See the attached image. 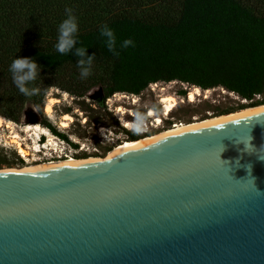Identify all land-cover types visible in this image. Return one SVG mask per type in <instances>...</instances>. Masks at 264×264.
Wrapping results in <instances>:
<instances>
[{
  "label": "water",
  "instance_id": "95a60500",
  "mask_svg": "<svg viewBox=\"0 0 264 264\" xmlns=\"http://www.w3.org/2000/svg\"><path fill=\"white\" fill-rule=\"evenodd\" d=\"M0 264H264V106L0 170Z\"/></svg>",
  "mask_w": 264,
  "mask_h": 264
},
{
  "label": "trees",
  "instance_id": "16d2710c",
  "mask_svg": "<svg viewBox=\"0 0 264 264\" xmlns=\"http://www.w3.org/2000/svg\"><path fill=\"white\" fill-rule=\"evenodd\" d=\"M108 1L117 7L103 19L94 7ZM125 6L141 9L147 4L139 0H0V117L20 122L23 113L78 148L45 116L44 105L49 87L58 85L57 72L80 66L82 59L83 66L91 67L89 79L102 87L103 100L97 102L102 108L115 93L140 95L151 84L173 81L201 90L221 87L241 99L264 96V4L181 0L176 14H161L151 5L155 16L121 9ZM66 8L77 18L78 31L72 49L61 54L55 44L59 25L67 18ZM104 25L114 32L118 55L108 50L100 35ZM126 39L134 46L120 47ZM80 48L85 49L83 57L77 55ZM16 57L36 62V79L26 87L40 89L38 94L26 97L13 83L9 69ZM88 57H93L91 65ZM263 104L264 99L238 108ZM155 109L160 112V107ZM127 138L132 141L139 136L127 132Z\"/></svg>",
  "mask_w": 264,
  "mask_h": 264
},
{
  "label": "rangeland",
  "instance_id": "374dc122",
  "mask_svg": "<svg viewBox=\"0 0 264 264\" xmlns=\"http://www.w3.org/2000/svg\"><path fill=\"white\" fill-rule=\"evenodd\" d=\"M139 1L146 2L147 6L141 9H137L136 6L129 9L125 6V8L123 7L121 9L133 10L139 15L152 14L155 16L150 10L151 5H155V9L161 14H176L181 2V0ZM250 1L259 7H263L264 2L262 3L260 0ZM151 2L152 4H150ZM116 7L113 1H108L107 3L97 2L96 7H94V12L100 13L103 19H106L109 16L106 13ZM85 68L88 67L80 65L60 69L57 72L58 85L55 86L57 91H52L51 96H46L44 105L45 116L58 130L65 133L78 145V148L74 152L69 153L68 151H64V153H60L61 158H65L67 155L76 158H85L88 156L104 158L117 144L128 140L127 132L138 135V140H140L143 136H152L170 128L175 122L190 123L195 120L218 117L221 114H230L242 110L238 107L245 104L239 96L221 87L201 90V94L196 96L195 100L191 102L189 100V93L194 86L173 81L169 83L160 82L151 84L140 95L121 92L115 93L116 96L113 94L109 100H106V108H102L98 106L97 101L92 99V96L102 90V87L93 84L88 76L86 78L80 77V72ZM81 93L85 94L80 96ZM65 94L67 95L65 96ZM166 96L173 97L177 102V107L169 116L163 117L164 107L160 101ZM50 99L57 101L52 105V113L48 115L45 108ZM156 107H160V112L156 113L154 111ZM245 107L248 108L247 106ZM27 108H25V111L29 110ZM120 108L125 111L124 118L132 124L131 127H125L123 125L124 123L120 121L118 114ZM33 109L34 107L32 106L31 111L35 112ZM150 110H153L154 115L162 118L163 122L159 128H155L154 118L148 116ZM66 115H69L72 121L67 120L66 122L69 126L62 128L61 123ZM1 117L5 122L0 128V169L7 167L19 168L28 163L18 153L16 144L12 140H16L21 144V147L28 152V158L30 160L33 157H39L42 162H46L49 159H59L57 158V154L52 153L53 158L48 154L52 152L49 151L51 146L47 150L42 148L40 150L42 143L49 142V138L44 136L48 135L49 132L43 125L35 122V118L26 117L23 113L20 117V122L11 121L4 115H1ZM6 123H10L12 129L8 128ZM133 124L141 127L138 132L133 130L135 129ZM26 127L30 132H25ZM13 132L19 136L18 140L13 138L15 135ZM40 136L42 137L41 145L38 146L37 139Z\"/></svg>",
  "mask_w": 264,
  "mask_h": 264
},
{
  "label": "clouds",
  "instance_id": "9594fccd",
  "mask_svg": "<svg viewBox=\"0 0 264 264\" xmlns=\"http://www.w3.org/2000/svg\"><path fill=\"white\" fill-rule=\"evenodd\" d=\"M65 12L67 18L64 19L58 28L57 43L55 44V49L64 54L72 49L73 45L76 43L75 34L78 31L77 18L72 14L71 8H66ZM100 35L105 38L104 43L106 44L108 50L113 52L114 55H118L116 52V38L112 29L107 25L101 27ZM129 46H134V42L131 39L124 40L120 47L127 48ZM77 55L83 57L85 55V49H77ZM93 57H88L87 63L92 64ZM79 64H84L85 61L82 59L78 62ZM12 73L13 83L18 88L19 92L24 94L26 97H30L39 93L40 89L33 87L29 89L26 87L28 82L35 81L37 76V64L30 58H15L10 64V69ZM91 71V67L85 68L80 72L81 78H86ZM52 91H57L55 86L49 87L46 92L47 96H51ZM67 94H65L66 96ZM36 111V109H33Z\"/></svg>",
  "mask_w": 264,
  "mask_h": 264
},
{
  "label": "bare ground",
  "instance_id": "6f19581e",
  "mask_svg": "<svg viewBox=\"0 0 264 264\" xmlns=\"http://www.w3.org/2000/svg\"><path fill=\"white\" fill-rule=\"evenodd\" d=\"M154 84H157V83H154ZM201 94V89L198 88V87H193L192 91L189 93V100L192 102L195 100L196 96L200 95ZM55 101L57 100H54V99H50L49 102L47 103L46 105V108H45V111L46 113L49 115L50 113H52L53 109H52V105L55 103ZM161 104L163 105L164 107V112H163V117H167L170 115L171 112H173L175 110V108L177 107V102L176 100L171 97V96H166V97H163L161 99ZM260 106H264V105H260ZM260 106H254V107H248V108H245V109H242V110H239L237 112H241V111H245V110H249V109H253V108H256V107H260ZM118 110V109H117ZM118 114H119V117H120V121L122 123H124L123 125L125 127H131L132 124L130 122H128L124 117L125 115V111L123 109H119L118 110ZM237 112H233V113H230V114H234V113H237ZM230 114H224V115H221V116H218V117H222V116H226V115H230ZM149 117H153L154 118V124H155V128H159V126H161L163 120L161 117L159 116H156L154 115V112L153 110H150L149 111V114H148ZM218 117H211V118H208V119H205V120H195L194 122H186V123H183V122H180V123H176L173 124L170 128L168 129H165L164 131L162 132H159L157 134H154L152 136H155V135H159V134H162V133H166V132H169V131H173V130H176V129H180V128H183V127H187V126H190V125H194V124H197V123H201V122H204V121H208V120H211V119H215V118H218ZM67 118V119H66ZM63 122L61 123V127L62 128H67L69 126V124L66 122L67 120H70L72 121V118L69 116V115H66L64 116L63 118ZM4 120L2 117H0V128L3 126L4 124ZM11 123V122H10ZM10 123H6V126L8 128H11L10 127ZM12 124V123H11ZM134 125V124H133ZM135 126V130L138 131L141 127H139L138 125H134ZM39 128V127H37ZM133 128V127H132ZM12 129V128H11ZM13 131V130H12ZM30 132V130L26 127L25 128V132ZM14 133V132H13ZM15 134V133H14ZM28 136V135H27ZM45 136V135H44ZM48 138H49V142L47 144V149L49 146L53 147V148H50L49 150H54L56 149V151H59L58 148V144L55 143V141L53 140V138L51 137L50 134L47 135ZM150 135H148V137H152ZM147 136L145 138H148ZM14 139H19V136L17 134H15L13 136ZM145 138H142V139H145ZM141 140V139H140ZM138 141V140H136ZM13 143L16 144V147H17V150H18V153L26 159V161L28 162L26 165H23L22 167H19V168H13V167H7V168H2L0 170H5V169H23V168H28V167H32V166H35V165H45V164H49V163H53V162H58V161H63V160H67V159H73V160H84V159H89V158H93V159H97V160H105L116 148H118L120 145L122 144H125V143H130V142H134L133 140H125V141H122L121 143L117 144L112 150H110L107 155L104 157V158H100V157H97V156H88V157H85V158H76L74 156H71V155H67L65 158H60L58 160H53V159H49L48 161L46 162H42L41 159L39 157H33L32 160H30L28 158V152L23 148L21 147V144L16 141V140H12ZM41 162V163H40Z\"/></svg>",
  "mask_w": 264,
  "mask_h": 264
},
{
  "label": "built area",
  "instance_id": "2783aa9c",
  "mask_svg": "<svg viewBox=\"0 0 264 264\" xmlns=\"http://www.w3.org/2000/svg\"><path fill=\"white\" fill-rule=\"evenodd\" d=\"M114 95L116 96V94H114ZM109 99H110V97L108 98V100ZM263 99H264V96L261 95V94H258V95H255L253 99H250V100H248V99H242V101L245 102L244 105H250L252 103L260 102ZM133 130L136 131L135 129H133ZM48 132H49V134H52L49 130H48ZM136 132H138V131H136ZM41 136H43V135H41ZM41 136L37 139L38 140V146L41 145L40 144L41 143V138H42ZM51 136H53L52 137V138H54L53 140L59 146V148H58L59 151L58 152L56 151V149L49 150V151H52V152H49L48 153L51 156V158H53V154H57V158L60 159L61 158V154L60 153H64V151H68L69 153L76 151L77 148L74 147L71 143L67 142L66 140H64V139H62V138H60V137H58L56 135H53L52 134ZM45 137L48 138L47 135H45ZM47 144H48V142L47 143H42V145H41L42 147L40 146V150H41V148L47 150ZM51 148H53V147H51Z\"/></svg>",
  "mask_w": 264,
  "mask_h": 264
},
{
  "label": "flooded vegetation",
  "instance_id": "af4514ba",
  "mask_svg": "<svg viewBox=\"0 0 264 264\" xmlns=\"http://www.w3.org/2000/svg\"><path fill=\"white\" fill-rule=\"evenodd\" d=\"M146 136H148V135H146ZM146 136H144V137H146ZM143 138V137H142Z\"/></svg>",
  "mask_w": 264,
  "mask_h": 264
},
{
  "label": "snow or ice",
  "instance_id": "6c2138e0",
  "mask_svg": "<svg viewBox=\"0 0 264 264\" xmlns=\"http://www.w3.org/2000/svg\"><path fill=\"white\" fill-rule=\"evenodd\" d=\"M67 119V118H66Z\"/></svg>",
  "mask_w": 264,
  "mask_h": 264
}]
</instances>
